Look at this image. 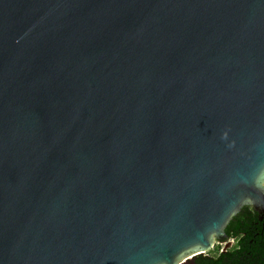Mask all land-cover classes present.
<instances>
[{
    "label": "water",
    "instance_id": "water-1",
    "mask_svg": "<svg viewBox=\"0 0 264 264\" xmlns=\"http://www.w3.org/2000/svg\"><path fill=\"white\" fill-rule=\"evenodd\" d=\"M264 218V0H0V264H180Z\"/></svg>",
    "mask_w": 264,
    "mask_h": 264
},
{
    "label": "flooded vegetation",
    "instance_id": "flooded-vegetation-1",
    "mask_svg": "<svg viewBox=\"0 0 264 264\" xmlns=\"http://www.w3.org/2000/svg\"><path fill=\"white\" fill-rule=\"evenodd\" d=\"M237 215H241L240 220L242 221V224H241L242 226H240V228L243 229L242 232H244V234H246V235L255 233L253 235V238H252V240H254V242L253 241L250 242V245H252V246H250V248L245 249L248 252V254H247L248 257L253 258V260H255V258H254L255 253L264 249V218L261 219L259 217V215L256 212H254L249 206H243ZM228 226H229V224L225 228V234L227 235V239L225 241L215 240V242L213 244V247L211 250L218 251V254L216 256H220V254H225L231 250H238L239 249V246H238L239 239H237L235 237H233V238L230 237L229 234L226 232ZM231 243H233V244L229 245ZM223 244H226V247L221 249L220 246H223ZM203 256H206L209 258L213 257L210 255H207V253H206V255L204 254ZM195 258L196 257L190 259L192 261H190L189 264H193V259H195ZM180 264H184V262L180 263ZM258 264H263V263H258Z\"/></svg>",
    "mask_w": 264,
    "mask_h": 264
},
{
    "label": "trees",
    "instance_id": "trees-1",
    "mask_svg": "<svg viewBox=\"0 0 264 264\" xmlns=\"http://www.w3.org/2000/svg\"><path fill=\"white\" fill-rule=\"evenodd\" d=\"M247 214V213H246ZM241 215H236L229 223L227 228V233L230 237H235L239 239L238 250H231L225 254H220V256L206 257L200 255L193 259V264H264V249L259 252H256L254 255L255 260L253 258L248 257V252L245 250L246 248H250V242L253 238V234H244L243 229L240 228L242 226V221L240 220ZM253 244V243H252ZM237 247V246H236Z\"/></svg>",
    "mask_w": 264,
    "mask_h": 264
},
{
    "label": "rangeland",
    "instance_id": "rangeland-1",
    "mask_svg": "<svg viewBox=\"0 0 264 264\" xmlns=\"http://www.w3.org/2000/svg\"><path fill=\"white\" fill-rule=\"evenodd\" d=\"M232 244H233V243H231V244H229V245H232ZM220 247H221V249H222V248L226 247V244H223V246H220ZM217 254H218V251H216V250H211V251L207 252V255H210V256H215V255H217ZM205 255H206V254H205ZM191 257H192V256H188L187 258H185L184 260H182L181 263L184 262V264H189L190 261H192V260H190Z\"/></svg>",
    "mask_w": 264,
    "mask_h": 264
}]
</instances>
